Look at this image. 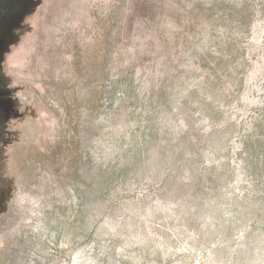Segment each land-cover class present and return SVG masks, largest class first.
<instances>
[{
  "label": "rangeland",
  "instance_id": "374dc122",
  "mask_svg": "<svg viewBox=\"0 0 264 264\" xmlns=\"http://www.w3.org/2000/svg\"><path fill=\"white\" fill-rule=\"evenodd\" d=\"M19 2L0 264H264V0Z\"/></svg>",
  "mask_w": 264,
  "mask_h": 264
},
{
  "label": "flooded vegetation",
  "instance_id": "af4514ba",
  "mask_svg": "<svg viewBox=\"0 0 264 264\" xmlns=\"http://www.w3.org/2000/svg\"><path fill=\"white\" fill-rule=\"evenodd\" d=\"M19 1L20 0H0V17L3 16L10 7L11 8L13 7L16 8V6L18 7L20 5ZM0 20L2 21V19Z\"/></svg>",
  "mask_w": 264,
  "mask_h": 264
}]
</instances>
